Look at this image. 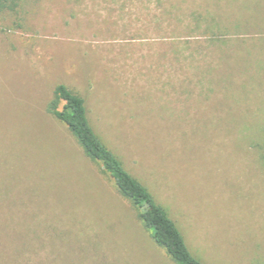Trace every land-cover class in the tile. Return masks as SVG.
<instances>
[{
    "label": "rangeland",
    "instance_id": "obj_1",
    "mask_svg": "<svg viewBox=\"0 0 264 264\" xmlns=\"http://www.w3.org/2000/svg\"><path fill=\"white\" fill-rule=\"evenodd\" d=\"M10 4L0 14V264H175L48 111L60 83L85 98L98 135L193 254L264 264V0Z\"/></svg>",
    "mask_w": 264,
    "mask_h": 264
},
{
    "label": "trees",
    "instance_id": "obj_2",
    "mask_svg": "<svg viewBox=\"0 0 264 264\" xmlns=\"http://www.w3.org/2000/svg\"><path fill=\"white\" fill-rule=\"evenodd\" d=\"M11 1L13 2L0 0V14L11 8ZM54 94L48 111L67 125L85 156L101 163L104 170L112 176L120 194L139 211L138 217L155 243L166 250L175 264H206L193 254L183 232L166 208L98 135L90 122L85 98L63 83L56 86ZM261 160L264 166L263 154Z\"/></svg>",
    "mask_w": 264,
    "mask_h": 264
}]
</instances>
